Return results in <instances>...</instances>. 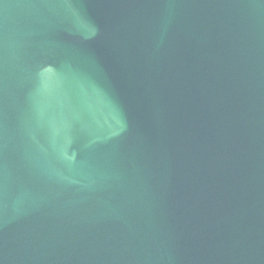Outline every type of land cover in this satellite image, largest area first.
Returning <instances> with one entry per match:
<instances>
[{
    "label": "water",
    "instance_id": "water-1",
    "mask_svg": "<svg viewBox=\"0 0 264 264\" xmlns=\"http://www.w3.org/2000/svg\"><path fill=\"white\" fill-rule=\"evenodd\" d=\"M0 264H264V0H0Z\"/></svg>",
    "mask_w": 264,
    "mask_h": 264
}]
</instances>
